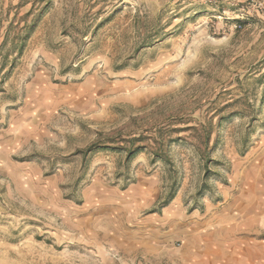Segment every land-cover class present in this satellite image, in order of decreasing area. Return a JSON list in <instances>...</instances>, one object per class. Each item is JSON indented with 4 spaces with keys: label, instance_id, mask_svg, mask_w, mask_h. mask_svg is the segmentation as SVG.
I'll return each mask as SVG.
<instances>
[{
    "label": "rangeland",
    "instance_id": "obj_1",
    "mask_svg": "<svg viewBox=\"0 0 264 264\" xmlns=\"http://www.w3.org/2000/svg\"><path fill=\"white\" fill-rule=\"evenodd\" d=\"M0 264H264V0H0Z\"/></svg>",
    "mask_w": 264,
    "mask_h": 264
},
{
    "label": "bare ground",
    "instance_id": "obj_2",
    "mask_svg": "<svg viewBox=\"0 0 264 264\" xmlns=\"http://www.w3.org/2000/svg\"><path fill=\"white\" fill-rule=\"evenodd\" d=\"M255 212V211H254ZM257 212V211H256ZM216 255H218L217 253H216ZM218 258V257H217Z\"/></svg>",
    "mask_w": 264,
    "mask_h": 264
}]
</instances>
